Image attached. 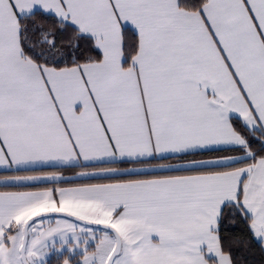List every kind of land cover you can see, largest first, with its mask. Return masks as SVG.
<instances>
[{"label": "snow or ice", "instance_id": "1", "mask_svg": "<svg viewBox=\"0 0 264 264\" xmlns=\"http://www.w3.org/2000/svg\"><path fill=\"white\" fill-rule=\"evenodd\" d=\"M0 264H264V0H0Z\"/></svg>", "mask_w": 264, "mask_h": 264}]
</instances>
